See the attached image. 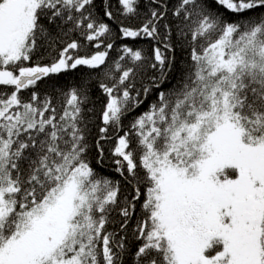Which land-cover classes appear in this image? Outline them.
Here are the masks:
<instances>
[{
    "label": "snow or ice",
    "instance_id": "6c2138e0",
    "mask_svg": "<svg viewBox=\"0 0 264 264\" xmlns=\"http://www.w3.org/2000/svg\"><path fill=\"white\" fill-rule=\"evenodd\" d=\"M118 2L140 19V0ZM150 3L119 33L154 41L151 55L124 45L107 65L112 29L94 0H0V264H264V0ZM69 31L96 51L81 56L72 39L49 63L25 66ZM83 66L106 67L111 81L99 84L98 157L109 129L156 97L110 150L130 189L123 198L87 157L88 82L61 90L60 112L37 91ZM113 212L117 230L107 227Z\"/></svg>",
    "mask_w": 264,
    "mask_h": 264
},
{
    "label": "trees",
    "instance_id": "16d2710c",
    "mask_svg": "<svg viewBox=\"0 0 264 264\" xmlns=\"http://www.w3.org/2000/svg\"><path fill=\"white\" fill-rule=\"evenodd\" d=\"M168 7L171 8L172 5L176 2V0H167ZM154 7L150 0H140L139 3V13L140 19H126L121 15V6L118 0H94V7L92 9L93 15L96 16L98 19L102 20L105 23H108L112 29V34L105 40V43L112 42L114 44L113 49L109 50V57L106 62L107 65H111L113 61L118 60L119 56L122 54L121 50L124 45H128L133 47L134 49H143L145 55H151L152 47L154 46L155 42L150 41L146 38H123L120 36L119 28L123 25H137L141 22V19L145 17V14L148 13L151 8ZM110 10L113 14V19L109 20L107 16L104 15L105 10ZM223 12V9H221ZM168 19L161 21V23H170L172 22V13L169 11L167 13ZM224 15L228 19H234L235 17L231 16V14L224 12ZM71 25H67L66 28H70ZM72 39H76L81 42L83 47L79 51V55L83 56L86 54H92L96 49L88 44L87 41L83 39L77 32L69 31L67 35L62 36L61 39L55 44L54 48H40L32 58V61L25 62V66H34L36 63L39 64H47L52 59H54L60 49L64 46V44L70 42ZM178 65L177 70L173 74V80L179 76V63L181 61V54L179 51L176 53ZM183 59H187V52L183 54ZM106 67H102V69H89L86 66L80 67L76 70L59 74L58 76H54L51 78H45L42 82L39 83V87L37 89L38 93L43 96L48 94L52 98L53 104L57 108V112H60L61 105L63 102V98L60 96L61 90L67 91L73 86H78L81 82L86 81L89 84L90 94L89 100L86 105L88 110V141L90 144V150L87 154L88 160L90 161L92 167L96 168L97 171L102 172L104 175L109 176L115 180L121 182V191H122V198L124 195H129L130 189L128 185L124 182L123 177L120 173L115 171L116 165L114 163V157L111 154V149L114 147L116 143V136L123 135L125 131L128 129V125L130 120L144 111H146L149 107L150 102H153L156 97L155 94L149 95L143 105L136 108L133 112L126 115L123 119V129L116 133L112 129H109L108 135L111 137L110 140L103 143L104 153L103 156H97V150L95 145V141L99 138V128L103 126L102 120L100 119L101 111L105 104V94L103 93L102 89L99 87L101 82L108 83L111 86V81L106 79L104 76V71H106ZM151 75V72L147 73ZM118 75V74H116ZM146 82V81H145ZM140 80H137L136 87H140ZM53 88L56 89L53 92ZM11 91V89H9ZM31 89L24 90L20 93L23 99L28 100L31 94ZM133 147L135 146V138H132ZM138 172L141 176H143V171L138 169ZM144 189L141 188V191ZM143 199V197H141ZM137 212H139V205H137ZM113 223L109 224L107 227L109 230H117L119 228V215L117 212H113L111 216ZM133 227V223H129V228ZM129 236L128 243L131 249L134 251L136 247V243L131 238V233L127 234ZM119 239V237H117ZM128 264H131V257L128 259Z\"/></svg>",
    "mask_w": 264,
    "mask_h": 264
}]
</instances>
